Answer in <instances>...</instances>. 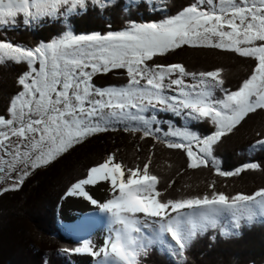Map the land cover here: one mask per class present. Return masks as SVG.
<instances>
[{"label": "snow or ice", "instance_id": "1", "mask_svg": "<svg viewBox=\"0 0 264 264\" xmlns=\"http://www.w3.org/2000/svg\"><path fill=\"white\" fill-rule=\"evenodd\" d=\"M113 2L0 0V65H26L17 78L20 89L10 97L7 114H0V177L12 179L10 187H0V194L18 190L31 172L119 124L129 130L128 122H139L144 137L153 135L151 125L155 121L144 113L160 105L177 116L208 119L216 125L206 137L189 131L173 132L182 142H167L169 148L186 151L188 167H207L210 161L215 163L213 146L249 114L264 110V0H195L159 22L137 23L133 16L121 31L72 30L69 18L86 12L90 3L103 11ZM149 3L154 10H166V0H159V5L152 0H129L127 7L147 10ZM52 22L65 28L51 41L27 47L7 39L9 29H35ZM182 46L232 51L258 63L235 91L223 87L222 69L195 73L181 64L147 63ZM120 69L126 71L127 84L107 88L94 85V76ZM184 77H192L196 83L189 85ZM168 91L175 94L168 95ZM217 91L223 95L216 96ZM193 142L197 152L192 150ZM250 147L264 151V138ZM150 163L151 156L142 168L129 167L117 161L116 153H110L70 185L66 195L98 205L108 214L110 227L99 249L85 242L82 247L62 249L63 254L90 253L97 257V264H141L140 257H147L149 249L159 245L184 264V253L199 235L220 229L223 236H236L242 221L247 225L264 222V188L251 195L214 191L161 200L159 179L149 172ZM259 167L257 163L243 166ZM240 170L217 169L222 176L236 175ZM101 182L107 184L111 195L103 203L87 190ZM210 187L214 188V183Z\"/></svg>", "mask_w": 264, "mask_h": 264}, {"label": "trees", "instance_id": "2", "mask_svg": "<svg viewBox=\"0 0 264 264\" xmlns=\"http://www.w3.org/2000/svg\"><path fill=\"white\" fill-rule=\"evenodd\" d=\"M152 2L159 5V0ZM194 2L166 0L165 11L154 10L151 3L147 10L135 6L129 8V0H114L103 11L90 3L86 12L70 17L69 23L76 33L121 31L128 27L133 16L137 23L159 22L175 16ZM64 28L59 22L35 29L21 26L9 29L7 39L35 47L41 41L58 37ZM147 63L181 64L188 72L195 73L222 69L223 87L235 91L258 62L254 58L241 57L235 52L214 47L182 46L164 55H156ZM24 70V64L0 65V114H7L10 97L20 89L17 78ZM127 79L125 73H117L116 78L105 75L93 83L98 88H107L125 85ZM222 95V92H216V96ZM150 115H154L163 130H167L165 125H170L201 138L216 130L208 119L185 121L184 118L156 110H150ZM261 138H264V110H257L213 146L215 163L210 161L207 167L190 168V158L184 149L169 148L164 141L152 136L144 137L137 131L118 128L91 136L28 176L18 190L0 195V264H75V253L65 255L61 250L75 249L83 244L78 237L64 232L60 221V202L71 184L84 178L90 167L103 162L110 153H116L117 161L129 167L141 168L151 156L149 172L159 179L157 190L161 192V200L210 195L214 191L230 196L238 193L251 195L264 188V151H253L250 147ZM249 163H257L260 167L243 168ZM217 169L227 172L242 170L236 175L222 176ZM213 183L214 188L210 187ZM238 231L236 236H223L220 229L199 235L184 253L187 257L184 264H264V222L247 225L242 221ZM140 262L180 264V258L170 256L165 247L157 245L149 249L147 257L142 255Z\"/></svg>", "mask_w": 264, "mask_h": 264}, {"label": "rangeland", "instance_id": "3", "mask_svg": "<svg viewBox=\"0 0 264 264\" xmlns=\"http://www.w3.org/2000/svg\"><path fill=\"white\" fill-rule=\"evenodd\" d=\"M122 70H124V69L113 70V71H110L108 73L98 74V75H96V76L93 77V81L98 80V78L103 77L105 75H112V76H114V78H116V74L117 73H125L126 74V72H124ZM184 80L189 85H191L193 83H196V81H194L193 79H190V78L184 77ZM111 82H116V81L111 80ZM122 83H125V82H122ZM167 94L168 95H173L175 93H173L171 91H168ZM150 110H154V109H151L150 108L148 110V112L144 113V115H145L146 118H151V119H153L155 121L154 115H152V116L150 115ZM155 110L156 111H159L161 113H170V114H173L171 111H164L162 105L158 106V108L155 109ZM173 115L175 117L184 118L185 121L186 120L196 121V120H191V119L185 118L184 116H177L175 114H173ZM151 127L154 129V131H153V135H150V136L155 137L157 139H160L161 141H164L166 144H167V142H182L179 137L174 136L172 134L173 132L179 133V132L188 131V130H184V129L172 128L170 125H165V127L167 128V130H163L162 127L160 126V124L157 121H155L154 124L151 125ZM118 128H124L125 129L124 124H119L115 128H110L108 131L116 130ZM128 128L130 130H132L133 128H138L139 130H133V131H137L138 133H142L143 134V128L140 127L139 122H128ZM183 142H187L186 139ZM191 147H192V150L194 152H197L198 151V146H197L196 142H193L192 145H191ZM41 168H43V167H41ZM41 168H38V169H41ZM38 169H36L35 171H33V173H35ZM30 175H28V176H30ZM126 176H127V173H126ZM1 178L2 177H0V179ZM26 178H24V180ZM11 183H12V179L11 178H9L7 180H3V181L0 180V187H10L11 186ZM87 190L90 191V194L99 203H103L106 200H108V199L111 198V195H110V193L107 190V184L104 183V182L98 183L95 186H88V189ZM9 191H12V190H9ZM64 198L62 200H64ZM62 200H61V202H62ZM72 200H74V202L70 200L67 203L68 204L67 212H68L69 216L71 215L70 214L71 212H73V213H83L84 214L85 212H89L90 211V214H88L86 217H84V219L81 218V220L83 219V222L89 220L91 222H95L94 225H99V226H94L92 224V225H90L88 227V229L86 228L87 229V230H85L86 233H84L85 231L84 230H81V229L73 230L74 232H71V233L74 234V235H78L77 237L79 238V240L82 242L83 245H84L85 242H89L91 247H93L94 249H99L100 247H102L104 245V242H105V240H106V238L108 236V233H109V227H110V225H109V216H108V214H106L105 212H103L98 205L91 204L90 206H88L89 201L86 200L83 197L73 196V199ZM79 200H81L82 203H81V201H80V203H76ZM61 202H60V204H61ZM70 202H71V204H69ZM85 209H90V210L86 211ZM187 211H190V210H187ZM100 217H101V220H100V223H99V221H97V220H99ZM82 231H83V233H82ZM167 239L170 241L171 238L170 237H167ZM154 247H156V246H154ZM165 249H166V247H165ZM73 259L75 261V264H97V257L91 255L90 253L74 254L73 255Z\"/></svg>", "mask_w": 264, "mask_h": 264}, {"label": "water", "instance_id": "4", "mask_svg": "<svg viewBox=\"0 0 264 264\" xmlns=\"http://www.w3.org/2000/svg\"><path fill=\"white\" fill-rule=\"evenodd\" d=\"M72 199H73V196L66 195L64 200H62V202L60 204V220H61V222L63 224V227L66 228V230H67L66 233L69 234L70 236L74 237L76 235L71 233V232H74V231H70V226H74L76 229H81V230H84V231L87 230L89 226L84 224V222L81 220V218L82 217H86L88 214H90V211L89 212H85L84 214L83 213H73V212H71L70 213L71 215L69 216V220L65 219L64 215H63V210H64V208H66L65 206L67 204V201H70ZM100 220H101V217L97 221H99V223H100Z\"/></svg>", "mask_w": 264, "mask_h": 264}, {"label": "bare ground", "instance_id": "5", "mask_svg": "<svg viewBox=\"0 0 264 264\" xmlns=\"http://www.w3.org/2000/svg\"><path fill=\"white\" fill-rule=\"evenodd\" d=\"M71 201H73L74 202V200H71ZM80 201L81 200H79V201H77L76 203H80ZM69 201H67V203H68ZM81 203H82V201H81ZM69 204H71V202L69 203ZM91 205V202L89 201V203H88V206H90ZM87 206V207H88ZM66 208H64V210H63V215H64V218L65 219H67V220H69V214H68V212H67V207H68V204L65 206ZM91 208V207H90ZM86 211H88V210H90V209H85ZM83 219H84V217H82ZM83 219H82V221H83ZM96 220V219H95ZM94 220V221H95ZM94 223L95 222H91V221H89V220H87V221H84V224H86L87 226H90V225H94ZM63 226V225H62ZM94 226H99V225H94ZM64 228V227H63ZM98 228V227H97ZM73 230H76V228L74 227V226H70V231H73ZM64 232L66 233L67 232V230H66V228L64 229ZM67 234V233H66ZM69 235V234H68Z\"/></svg>", "mask_w": 264, "mask_h": 264}, {"label": "flooded vegetation", "instance_id": "6", "mask_svg": "<svg viewBox=\"0 0 264 264\" xmlns=\"http://www.w3.org/2000/svg\"><path fill=\"white\" fill-rule=\"evenodd\" d=\"M32 174H33V172L31 173V175H32ZM31 175H30V176H31ZM0 180L3 181V180H5V179H4V178H1ZM11 184H12V183H11ZM5 192H8V191H4L3 193H5ZM0 195H1V194H0Z\"/></svg>", "mask_w": 264, "mask_h": 264}]
</instances>
